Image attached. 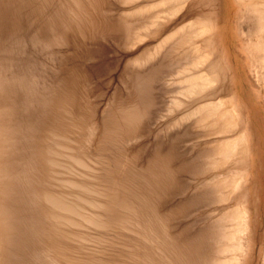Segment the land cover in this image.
I'll return each mask as SVG.
<instances>
[{
    "label": "bare ground",
    "instance_id": "obj_1",
    "mask_svg": "<svg viewBox=\"0 0 264 264\" xmlns=\"http://www.w3.org/2000/svg\"><path fill=\"white\" fill-rule=\"evenodd\" d=\"M102 44L119 95L86 90ZM237 65L264 120V0H0V264L246 263Z\"/></svg>",
    "mask_w": 264,
    "mask_h": 264
},
{
    "label": "rangeland",
    "instance_id": "obj_2",
    "mask_svg": "<svg viewBox=\"0 0 264 264\" xmlns=\"http://www.w3.org/2000/svg\"><path fill=\"white\" fill-rule=\"evenodd\" d=\"M230 48L233 49L232 50L233 51L232 56L234 55V59H235L234 62H235L236 58H238L235 45L233 46V44H230ZM113 49H114V47L111 44L98 45L97 47H95V50H93L92 53H95L96 55L99 54L102 56L99 59V62L95 61V63H93V62H91V63L83 62L82 63V66L85 69H87L88 75L90 76V78L92 77V81L86 85V90H87V92H90L91 95L95 96L96 94L99 93V91L107 92V90L109 91L111 88H114V87L115 88L113 90H116V93L118 95L123 92V87L119 86L120 83L117 81V79L120 77V69H119V63L117 61H115L113 58V51H112ZM235 54H236V56H235ZM94 64H95V66H94ZM98 64H100V65H98ZM241 66L242 65L237 67L239 70L242 69V70H240V73L243 74V75H241L242 77L239 76L241 79V82H242L241 96L245 101H247L248 104H250V106L252 107L251 109H253V112H254L255 124H256V126L258 125L257 126L258 132H259L258 139L260 141V143H259V151H260L259 155H260V160L262 162L261 163L262 166L260 167V169H262V171L260 172L259 177L257 178L258 184H257L256 180H253V182H252L253 192H254V195H253L254 201L252 202V205H254V207H258L259 214H258V217L256 214H254V216H255L254 221H256V223L254 224V228H253V231H254L253 232V242H252V246H251L250 256H249L247 262L244 264H264V120L261 119V118H263V111L261 109L260 104L257 105L258 102L253 101L249 95V92H250V87L248 88L249 81L247 79V74H245V72H244V70H246V68H244V67L241 68ZM97 70H99V71H97ZM108 70L109 71L111 70V71L109 72ZM109 73H111V74H109ZM99 76H101V77H99ZM116 76H118V78H116ZM111 79H113V81H110ZM104 81H106V82H104ZM115 81L118 82L119 84L116 85ZM97 82H99L101 85ZM242 92H243V94H242ZM96 99L97 98L94 99L93 104L96 103V101H95ZM105 103L106 102H104V104Z\"/></svg>",
    "mask_w": 264,
    "mask_h": 264
}]
</instances>
